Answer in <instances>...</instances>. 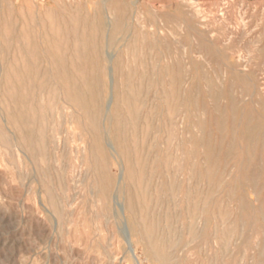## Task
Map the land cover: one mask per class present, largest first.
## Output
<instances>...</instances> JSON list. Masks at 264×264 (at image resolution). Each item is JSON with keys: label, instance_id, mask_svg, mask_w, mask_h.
Instances as JSON below:
<instances>
[{"label": "rangeland", "instance_id": "rangeland-1", "mask_svg": "<svg viewBox=\"0 0 264 264\" xmlns=\"http://www.w3.org/2000/svg\"><path fill=\"white\" fill-rule=\"evenodd\" d=\"M14 1L11 19L0 2V264H264V0ZM74 25L96 36L72 64ZM7 28L30 34L24 63Z\"/></svg>", "mask_w": 264, "mask_h": 264}, {"label": "bare ground", "instance_id": "bare-ground-1", "mask_svg": "<svg viewBox=\"0 0 264 264\" xmlns=\"http://www.w3.org/2000/svg\"><path fill=\"white\" fill-rule=\"evenodd\" d=\"M193 1V0H192ZM0 2H4L5 3V6L4 8H6V12H7V18L11 19V0H0ZM14 2H17V0H15ZM20 4V3H19ZM105 13V12H104ZM107 16H103V11L100 10V14L97 16V24H98V27L100 26L102 28V25L104 23V19L106 18ZM120 15L119 13H116L114 15V25H112V30L113 32H116V30H118V26H119V23H120ZM72 21H75V19L73 18H70ZM97 30V29H96ZM73 40L70 42L71 43V56L69 57L70 58V63H74V61H78L81 57L83 58H87L88 61H89V56L91 55V53H93V51L91 52V50H94V43H93V38L96 36V33L95 31L91 30L87 35H85L84 33H77L78 31H76V28H75V25L73 27ZM4 41H5V48L8 49V51L12 48V40L15 41L16 45L14 46V50L17 52L18 54V57L20 60H22V62L24 63L25 62V58H24V53H23V50L24 49H29V39H30V34L28 33L27 29L26 28H23L21 29V31L18 33V34H14L13 32L11 33V29L7 28L4 30ZM50 37L48 38L49 41L51 40V47L57 51L58 53V58H60L61 61H63V57H65V53H64V49H66L67 45H66V41L69 40L67 39L61 32V29L58 27L56 28H50ZM66 42V43H65ZM104 53L105 50H104ZM28 54L30 55V59H31V64H35L36 62V57H35V53L32 51L31 53L28 51ZM106 55V54H105ZM92 56V55H91ZM86 60V59H84ZM14 61H15V57L12 59V62L11 60L8 62V65L4 68V80H5V83H7V96L9 97H14L16 96V93H15V88L13 86V79L15 78V80L17 82H21L22 79H19V77L15 74V67L13 66L14 65ZM86 60V62H88ZM107 62L109 64H111L113 62V59H112V56L111 55H108L107 56ZM89 64V63H88ZM24 72V71H23ZM89 75H91V80H92V83L95 84V85H98V77H96L95 75V68H90L89 69V72H88ZM22 75V73L20 74ZM55 77L57 78H61L59 74H57ZM63 78V77H62ZM65 79H69L70 81L73 82V84L76 82L77 80V77L75 75H71L68 77H65ZM112 76H108V89L110 91L111 89V85L113 84L112 82ZM24 81V80H23ZM21 86L25 87L24 83L22 82ZM75 85V84H74ZM23 87L21 88L22 91H21V94L25 95L26 93L23 92ZM84 94H90L89 96L92 95L91 92L87 91V93L84 92ZM67 96L71 99V103L73 104H78L79 103V97H80V94L76 91H70V92H67ZM93 97H96L98 100L100 98V91L98 90V92L96 93V95ZM108 103V102H107ZM99 111V110H98ZM88 112V109H86V113ZM96 113V114H95ZM95 115H97L99 112H97V110L95 111ZM94 115V116H95ZM142 118V117H141ZM99 129V128H98ZM96 147V146H95ZM129 162V161H128ZM127 162V169L129 171V173L131 172V166H129V163ZM141 181V180H140ZM130 207V205H129ZM135 219H137V217H135ZM138 223H141V224H146V218L144 217L143 214H141V216L137 219ZM193 233L191 234L193 237H195L196 233L195 231H192ZM191 236V237H192ZM129 249L130 251H132V247L130 246L129 244Z\"/></svg>", "mask_w": 264, "mask_h": 264}]
</instances>
